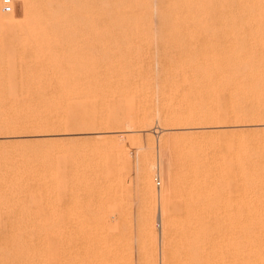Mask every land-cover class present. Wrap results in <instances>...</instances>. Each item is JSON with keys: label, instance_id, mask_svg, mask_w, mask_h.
<instances>
[{"label": "rangeland", "instance_id": "obj_1", "mask_svg": "<svg viewBox=\"0 0 264 264\" xmlns=\"http://www.w3.org/2000/svg\"><path fill=\"white\" fill-rule=\"evenodd\" d=\"M0 29V70L48 79L0 87V264H182L171 156L202 212L264 214V0H0Z\"/></svg>", "mask_w": 264, "mask_h": 264}, {"label": "bare ground", "instance_id": "obj_2", "mask_svg": "<svg viewBox=\"0 0 264 264\" xmlns=\"http://www.w3.org/2000/svg\"><path fill=\"white\" fill-rule=\"evenodd\" d=\"M242 4H240V5H242ZM9 56H11V55H9ZM2 58H1V60H2ZM5 60H6V58H5ZM10 62L13 63V61H10ZM12 63H10V64H12ZM14 63H16V62H14ZM3 64H4V61H3ZM15 65L12 64V66H14V67H15ZM8 67L11 68V65ZM13 69H11V70L9 69L6 71L0 70V87H2V88L7 87L8 88L10 85L13 86L14 84H18L19 82L17 83V81H20V80H17V79H19V78H21V81H20L21 84L27 82V84L30 83V85H31V83L34 85V84H36V82H43V79L48 80L46 72H40V75H39V74H36L35 71L32 72V71H28V70L26 72L23 71L24 72V73H22L23 76L17 78V76L18 75L20 76L21 74L18 73L16 76L17 72L15 71V68H13ZM49 74L50 73L48 72V75ZM18 85H17V89H18ZM33 85H32V87H33ZM37 86H35V88ZM23 87H21V88L23 89ZM24 88H26V87H24ZM8 90H9V88H8ZM10 90L12 92H13V90H15L14 92H16L15 88L14 89L11 88ZM37 90L38 89H36V93H37ZM39 91L41 92L43 90L42 89L40 90V88H39ZM12 92H10V93H12ZM17 92H18V94H17ZM17 92H16V94H17V96H19L20 92L19 91H17ZM27 92H29V90ZM5 93H6V91H5ZM256 93H258V92H255L254 94L256 95ZM7 94H9V93L7 92ZM23 94H24V92H23ZM23 94L22 95L20 94V95L23 96ZM46 94L50 95L48 92H46ZM11 95L13 96V93ZM11 95L9 94V96H11ZM39 96H41V95H39ZM6 97H8V96L6 95ZM48 97L49 96H46V98H48ZM12 98L14 99V97H12ZM13 101H15V100H13ZM7 102H10V101H7ZM12 102H11V104H12ZM29 102H30V99H29ZM29 102L24 103V104H26V105L28 104V106H30L29 104L35 105L34 103H29ZM17 103H18V101H17ZM24 104H22V105H24ZM36 104L41 105L40 103H36ZM18 105H19V103H18ZM26 105H24V106H26ZM33 105H31V106H33ZM39 105L37 106V109H38V107H40ZM50 105H49V107H50ZM53 105H56V104L53 103L52 107H53ZM21 107H20V109H21ZM35 107H36V105H35ZM41 108H42V106H41ZM45 108L43 110L41 109V111L44 112ZM54 108H55V106H54ZM10 109H11V107H10ZM23 109H24V107H22V110ZM31 109H33L32 110L33 112L36 110V109L34 110L33 107H31ZM49 109H47L45 112L46 116L42 117L43 114L40 115V117L42 119L41 118L36 119V117H38V115L41 114L40 111H39L40 113L37 112L38 114H34V116H33V114L30 113L33 116V118L31 116V118H30L31 124L29 123L31 126L29 128H32V127L34 128V126H37V127H40V129L38 128V130H41V128L43 129L44 127H46V129H45L46 131L48 130L47 129L48 126L50 127V129L55 128L57 125L55 127L52 126V123L54 124V122H55L54 121L55 119H53V118H55V117H53L55 115L52 113L51 114L53 116L50 115V112H48ZM17 110H13L14 112L12 110L11 111L13 113H16ZM68 110H69V108H68ZM74 110H76V109H74ZM54 111H53V113H54ZM20 112H21V115L22 116L24 115V117H25L26 114H23V113L27 112V109H24V111L20 110ZM76 112H79V111H76ZM34 113H36V111ZM30 114H28V115H30ZM13 115H15V114H13ZM19 116H20V114H19ZM51 116L53 118H51ZM151 116L149 115V119L151 118ZM16 117H17V115H16ZM26 117H28V116H26ZM20 118H21V116L18 117L16 122L18 120L19 121L22 120L23 117L21 119ZM24 121H29V119L25 120V118H24ZM144 121L145 120H143L142 122L146 123V121L145 122ZM20 123L21 122H18L16 124H20ZM25 123L26 122H24V125H22L23 124V120H22L21 125L24 126V129H26V127H27V126L25 127ZM12 124L15 125L14 123H12ZM70 124H71V122H70ZM32 125H34V126H32ZM37 127H35V128H37ZM45 130H43V132ZM51 131H53V130H51ZM54 131H56V130H54ZM47 132H50V131H47ZM95 134L98 136H101V134L98 132L97 133L95 132ZM182 153H184V152H182ZM185 155L186 154H184L185 158H183V157L172 158L173 156H171L170 158L166 157L167 159L165 158V161H166L165 167H164L165 175L163 174V176H164V189L161 190L162 192L160 194L161 200H162L163 214H164V217H166V219H167L166 223H165L166 227L168 229H173L175 227H179L178 229H180L179 234H178L179 236L177 237L178 243H176V244L179 245L180 249H181V251H179V252H181L180 253L181 255L179 256L180 260L184 257L182 264H264V214H262V215L258 214L257 215L255 213L254 215L253 214L251 215L252 212L248 215L246 213L242 214V213H223V212L222 213H216V214H213V213L210 214L211 212L210 213L202 212L203 209H205V211H206V209L208 207L207 206H205V207L201 206L200 201H203V199L202 200L199 199L200 195L205 191V188H206V185H205L206 183L201 179L202 177L199 176L200 175V172H199V168H200L199 167L200 166L199 161H200V159L197 157L198 155L197 156L186 155L188 157H186ZM174 156H177V155L175 154ZM12 162H10V163H12ZM3 171H5V170H3ZM198 172H199V174H198ZM2 175H4V174H2ZM1 178H2V176H1ZM4 178L6 180V176H4ZM0 182H1V180H0ZM141 183L144 186L147 184L145 175H143ZM145 187H148V186H145ZM155 195L156 194L154 193V196ZM201 198H202V195H201ZM210 208H212V207H210ZM172 216H174V218H172ZM0 240H1L0 242H2L5 239L0 238ZM15 240L16 239H14V241ZM174 244H175V242H174ZM1 245L2 244H0V246ZM15 245L17 246L18 243ZM179 246L177 248H179ZM5 247L3 245V248L0 250L1 251L3 250V252H5V249H4ZM7 251H6V253H7ZM13 251H11V252H13ZM23 253H25V252H23ZM3 254H5V253H2L0 255L2 256ZM14 254L15 253H13V255ZM18 254H20V252ZM3 256H4V259H7L5 255H3ZM16 256L17 255L15 254V257ZM181 256H183V257H181ZM175 258H177V257H175ZM9 259L10 258L8 257V260ZM16 259L17 258H15V262L20 260V259H17V261H16ZM8 264H11V263L9 262Z\"/></svg>", "mask_w": 264, "mask_h": 264}, {"label": "built area", "instance_id": "obj_3", "mask_svg": "<svg viewBox=\"0 0 264 264\" xmlns=\"http://www.w3.org/2000/svg\"><path fill=\"white\" fill-rule=\"evenodd\" d=\"M5 11L10 12L11 11V8L10 7H7ZM157 183L160 185V181H158Z\"/></svg>", "mask_w": 264, "mask_h": 264}]
</instances>
